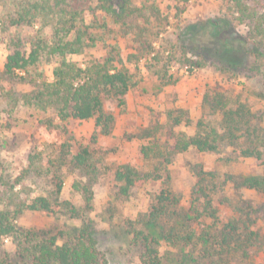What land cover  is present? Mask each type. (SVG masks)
Returning <instances> with one entry per match:
<instances>
[{"label":"trees","instance_id":"obj_1","mask_svg":"<svg viewBox=\"0 0 264 264\" xmlns=\"http://www.w3.org/2000/svg\"><path fill=\"white\" fill-rule=\"evenodd\" d=\"M230 1L233 18L249 25L248 35L238 34L233 22L223 16L188 25L181 33L180 41L186 48L194 43L193 48L200 50L199 57L205 60L209 54L214 55L227 69L238 67L227 61L231 53L241 48L264 66V0ZM144 10L160 13L156 4L148 6L144 2L139 6L135 0H0V28L8 36L9 51L1 74L13 82L27 81L34 85L31 92L20 96L13 89L7 91L11 112L23 101L39 111H53L60 121L57 127L66 133L69 121L93 119V142L110 135L116 116L106 109L107 101L125 104L127 94L136 84L111 25L125 26L129 17L142 15ZM145 19L149 20L148 17ZM98 47L104 50L100 57L92 55L85 62L72 58L90 54ZM149 53V49L130 53L127 60L148 59ZM154 58L157 62L161 60L158 54ZM52 60L56 63L53 78L49 79L45 77L43 62ZM187 61L192 68L203 65L202 60L187 58ZM170 62L161 64L157 70L163 86L177 80L168 71ZM203 107L205 113L196 123L195 134L176 133L171 127L168 133L174 138L172 143L163 147L157 143L141 147L146 160L157 159L152 170L142 171L129 163L117 167L114 178L118 196L127 197L148 180L163 178V171L172 157L189 148L219 152L227 144L237 156L252 157L264 163V130L254 122L256 116L248 103L239 98L231 99L214 88L205 92ZM210 112L221 115L219 127L207 118ZM170 118L173 126L183 121L181 116L170 114ZM46 120L48 125H54L52 118ZM10 127V123L0 122V130ZM42 159L39 154L31 153L22 176L52 174L54 186L46 193L24 196L22 192L29 187L16 189L21 177L12 182L0 175V239L9 237L15 244L14 253L0 248V264H109L106 253L100 249L98 231L88 220L94 207L93 184L99 173L93 150L84 144L77 147L71 138H66L53 157L47 162ZM70 167L86 177L85 180L75 179L72 184L73 190L81 194L80 204L63 196L64 169ZM195 173L198 180L188 209L181 206V196L173 190L167 177L148 210L130 224L127 234L141 250L142 264H162L160 249L163 243L199 247L200 253L212 257L216 264L228 263L225 261L231 256L236 257L242 249L249 255L247 249L257 232L245 225L243 228L238 226L244 222L241 219L223 223L213 193L219 185L229 181L236 188H252L264 193V173L239 177L226 174L221 184H217L215 171L200 167ZM26 210L81 219L82 224L56 231L22 227L18 218ZM239 211L246 217L250 214L243 208ZM204 217L212 218L213 222L199 230L194 223Z\"/></svg>","mask_w":264,"mask_h":264},{"label":"rangeland","instance_id":"obj_2","mask_svg":"<svg viewBox=\"0 0 264 264\" xmlns=\"http://www.w3.org/2000/svg\"><path fill=\"white\" fill-rule=\"evenodd\" d=\"M135 2L139 6L144 2L148 6L156 4L160 13L144 10L142 15L129 17L125 26L111 25L118 37L121 54L134 73L136 84L127 94L125 104L120 105L116 100L107 101L106 109L116 116L114 129L110 135L101 136L97 142L92 141L93 119L69 121L66 124L69 131L66 133L57 127L60 121L53 111H39L20 101L11 112L7 91L13 89L20 96L31 92L34 85L27 81L13 82L1 74L9 51L8 36L0 28V122L11 124L9 129L0 130V175L12 182L21 177V183L17 184L16 189L29 187V190L22 192L24 196L46 193L54 186L52 174L31 173L22 176L23 170L28 166L29 155L37 153L43 158L42 162H47L66 138H71L77 147L81 144L89 145L94 157L98 159L99 173L93 184L94 207L88 220L92 221L98 231L99 246L106 253L109 264H142L141 250L132 243L127 231L130 224L148 210L165 178L169 177L173 190L181 196V206L188 209L192 190L198 180L195 170L200 167L215 171L218 174L217 184L223 182L226 174L239 177L264 173V163L252 157L237 156L227 144L219 152H202L189 148L172 157V161L163 171V178L148 180L142 186L134 188L127 197L118 196L114 178L117 167L129 163L142 171L152 170L157 159L144 158L141 152L144 144L157 143L163 147L172 143L174 138L168 133L171 127L176 133L195 134L196 123L205 113L203 96L208 89L218 88L231 99L239 98L248 103L256 116L254 122L264 130V66L260 60L241 48L231 53L227 61L238 67L227 69L218 63L219 59L214 55L209 54L205 60L199 57L200 50L193 48L194 43H190L187 49L180 41L181 33L188 25L223 16L233 22L238 34L248 35L249 25L233 18L229 9L230 0ZM148 49V59L138 62L127 60L130 53H138L140 50L145 52ZM103 54L102 47H98L91 50L90 54L74 55L72 58L85 62L92 55L100 57ZM157 54L161 58L159 62L154 58ZM187 58L202 60L203 65L192 68ZM167 61H171L169 73L177 80L163 86L157 70ZM55 63L54 60L43 62L46 78H53ZM170 114L181 116L182 123L173 126ZM47 118H52L54 125H48ZM207 118L219 127L221 115L210 112ZM64 179L63 196L73 199L75 203H82L81 194L73 190L72 184L75 179L85 180L86 177L70 167L64 169ZM213 196L223 223L231 219H241L244 222H240L238 226L243 228L245 225L257 232L247 249L249 255H245L243 249L239 250L236 257L231 256L225 264H264V193L252 188H236L229 181L219 185ZM240 208L245 213L250 212L249 216H244V212L239 211ZM212 222V218L204 217L195 222L194 226L201 230ZM18 224L22 227L56 231L59 228L80 226L82 220L26 210L18 218ZM6 240H10L11 244H5ZM0 248L2 251L15 252V244L9 237L0 239ZM160 251L162 264H216L212 257L200 253L199 247L163 243Z\"/></svg>","mask_w":264,"mask_h":264},{"label":"clouds","instance_id":"obj_3","mask_svg":"<svg viewBox=\"0 0 264 264\" xmlns=\"http://www.w3.org/2000/svg\"><path fill=\"white\" fill-rule=\"evenodd\" d=\"M5 244H11V241L10 240H6Z\"/></svg>","mask_w":264,"mask_h":264}]
</instances>
